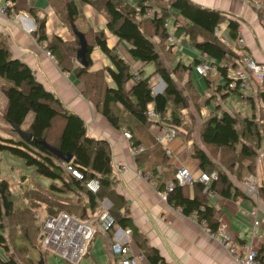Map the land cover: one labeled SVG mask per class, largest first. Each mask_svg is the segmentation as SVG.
Listing matches in <instances>:
<instances>
[{
    "label": "trees",
    "instance_id": "trees-1",
    "mask_svg": "<svg viewBox=\"0 0 264 264\" xmlns=\"http://www.w3.org/2000/svg\"><path fill=\"white\" fill-rule=\"evenodd\" d=\"M47 1L58 19H64L69 23L74 39H76L75 43H78L73 27L82 32L78 23L82 19L76 1ZM81 1L89 3L97 11L103 12L106 17L107 30L115 35L118 41H124L127 44V52L130 57L142 63H152L154 72L161 77L165 84L162 91L152 92L150 75H143L141 69L131 70L130 65L124 61L123 57L114 48L107 47L104 32L94 33L93 45L98 46L112 63V66H107L105 69L107 75L111 78L112 85L103 83L101 95L98 102L94 104L95 109L115 128H120L122 124L120 112L123 110L129 114L131 124H125L124 128L131 132L132 144L141 143L132 133L134 127L145 129L153 123L146 115V110L150 106L158 114L159 123L173 127L176 131L179 130L176 107H184L186 97L181 94L172 76L177 67L171 70L164 65L155 41L156 37L167 40L169 33L166 29L165 20L171 9L189 21L188 26H177L176 30L187 35L201 53H206L208 58L211 59V63L215 64L217 72L226 80L224 88L228 89L226 67L228 65L235 67L237 56L230 47L224 46L222 41L215 35L216 26L222 19L218 11L201 7L190 0H167L166 2L161 0V4L158 6H154L149 2L155 12H160V16H157L155 14H145V0H139L133 4L127 0ZM6 11L8 14H18L20 12L29 14L36 24L33 34L39 41L45 43V48L54 55L59 67L70 71V67L75 62L73 53L74 51L76 53L77 47L71 46V55H68L65 59L63 55V52L66 53L67 51L64 49L65 41L58 37H48L45 33V18L38 15L37 7L34 4L28 0H10ZM237 27V21L228 20L229 34L232 39L236 38ZM82 33L84 34V32ZM198 35L202 36L201 40H196ZM86 43L88 66L76 64L75 74L85 84V88H83L84 95H88L90 98L91 87L93 86L96 90L99 88L97 79L94 81V77H97L96 75L99 73L91 78L87 73L91 63L92 44L88 43L87 40ZM227 58L233 59L234 62L229 64ZM198 60H196V63ZM184 67H182V70L188 69V66ZM0 79L2 80L0 93L5 98V107L2 112L4 119L9 124L12 123L29 132L32 136L31 138H25L17 134L13 128L10 135L0 133V151H7L20 158L24 164L34 168L35 174L52 180L47 186L52 196H49V198L41 197L46 203L45 212L48 215H54L59 211L69 214L79 212L81 217L73 215L82 219L90 218L100 210L89 215L84 207H80L77 203L65 201L76 199V196L83 193L86 197L87 206L91 211L97 207L101 199L106 197L111 202L109 211L114 221L122 226H131L129 219L120 215L118 211L124 207V200L112 187L113 175L109 141L105 138L89 135L82 117L67 110L63 103L34 77L28 65L13 57L2 37H0ZM94 82H97L96 85ZM240 85L241 81L237 80L234 89L241 88ZM187 86L189 92L195 98L197 95L189 80ZM207 98L206 101L212 96ZM170 104H173L174 108L170 111V117L167 120L164 118V114ZM29 114L31 118L26 122V117ZM54 121H59L58 127L50 132ZM242 124L241 129H238L235 117L226 111L221 112L219 115L211 114L201 125L199 139L204 147L211 145L222 149H233L235 145L239 144V158L248 159L244 171H253V158L256 149L260 147L258 145L261 141L263 145L260 148L264 150V134L257 129L253 120L246 118ZM42 139L60 151L70 154L69 161L63 160L47 149L38 141ZM197 145L192 144V155L198 159L200 168L204 172H210L211 170L217 172L216 179L210 182L209 187L221 195H229L232 184L227 176L228 173L218 167L216 168L203 147ZM229 164L231 167L233 162L231 161ZM72 170H75L79 176H76ZM237 171L242 172L243 167ZM91 178L98 181L99 189L96 192L90 191L85 185ZM192 184L199 191L198 193L196 191L190 197L186 194L184 186ZM206 198H208L207 193L203 191V184L200 181H193L185 185L175 184L167 194L169 205L172 207L179 206L181 212L187 216L194 212L197 222L204 221L205 228L214 232L220 221L216 216L215 209L207 203ZM65 208L69 211L63 210ZM31 215V208L17 209L14 206L9 183L6 178L0 175V246L7 248L3 219L21 224L22 236L20 237L24 238L26 243L31 242L30 244L34 245L33 239L36 231L30 233L28 230L33 225L29 221ZM24 226H27L28 229ZM133 231L136 236H139L134 228ZM38 243L41 246L39 240ZM137 244L152 264L161 260L157 250L147 246L145 238H141L140 241H137ZM29 259L31 260V258ZM0 262L1 264H19L10 257L0 259Z\"/></svg>",
    "mask_w": 264,
    "mask_h": 264
},
{
    "label": "crops",
    "instance_id": "crops-1",
    "mask_svg": "<svg viewBox=\"0 0 264 264\" xmlns=\"http://www.w3.org/2000/svg\"><path fill=\"white\" fill-rule=\"evenodd\" d=\"M28 1L37 7L38 15L45 18V33L49 38H60V36L63 39L73 38L72 30L70 31L62 25V22L58 19L47 0ZM75 1L82 22L84 24L89 23L97 32L103 31L107 47L114 48L118 51L123 59L129 63L131 70L136 71L137 69H141L143 75L153 76L155 74L159 76L154 72V65L152 63L153 70L146 74L143 67L148 63H142L130 57L127 52V44L124 41H118L116 36L107 30L106 17L103 12H98L89 3L82 2L81 0ZM137 1L139 0H132V2ZM147 1L154 6L161 4V0ZM190 1L201 7L218 11L221 14L222 19L216 26L215 35L219 39H223L222 42H225L230 48H232L231 45H233L236 38L232 39L230 37L228 20L233 19L237 21L236 37L243 38L242 48L244 52L256 61L264 63V14L253 6V0ZM1 3L2 0H0ZM165 21L167 32L173 36L174 41L161 40L156 37L157 50L163 61L165 62L167 60L170 63L169 67L171 70L177 67L175 72L180 70L182 75L184 74L181 81L182 85L187 84L188 80L190 81L192 89L197 95L195 99L198 98L203 105L199 109L201 112V116H199L201 125L209 115H219L221 112L226 111L235 117L236 127L238 129H241L243 120L247 118L253 120L257 129L264 134V84H258L254 80H249L247 86L244 88L234 89V87H228L226 89L224 88L226 80L217 72L216 68L208 71L204 75L199 74L194 69V66L196 60L201 56V51L194 46L192 40L187 35L181 32L179 33L176 30L177 26H188L189 21L172 9ZM220 23L223 25L225 37L219 33L218 26ZM35 28L36 24L34 19L25 12L10 16L0 15V37L4 39L12 56L28 65L34 77L46 89L50 90L63 103L67 110L82 117L89 135L97 138H105L109 141L113 175L112 187L124 200V207L118 211L120 215L126 216L131 223V226H122L116 223L115 228H131L132 251L136 254L140 251L142 252L143 250L138 246L137 241L145 238L147 246L156 249L161 257V260L155 264H235L233 258L222 247L218 239L210 236L197 220L189 215H184L181 211L178 212L177 209L172 208L167 202L160 200L157 194L158 188L161 189L166 182L173 179L174 172L179 166L188 168L194 179L198 178L201 172H204L200 168L198 159L192 155V141L184 140L181 136L182 132L178 128V137L171 142V154L169 156L164 154L160 146L153 139V148L146 149L145 152L132 157L129 154V144L121 135L120 128L122 127H113L100 113L98 114L97 111L94 112L91 99L83 95L84 87H82V81L75 74V65L78 64L76 60V63L74 62L70 67V71L60 68L56 61L46 55L41 41L33 34ZM201 39L202 36L198 35L196 40ZM169 45L173 47L168 49ZM90 59L91 63L87 69L90 78L102 72L103 80L111 86V78L105 71L107 66H112L109 57L98 46H94L90 52ZM227 61L229 64L234 62L231 58H227ZM183 65L188 66V69L182 70ZM236 67L239 66L236 65ZM192 72L204 78L205 91L203 95L197 93L193 85L191 78ZM172 76L175 81H178L174 73ZM151 81L152 78H150V83H152ZM1 83L2 80L0 79ZM91 89H94V87L92 86ZM213 89L214 91L212 93L214 95L206 101L208 99L207 97H209L207 95L208 92H211ZM235 98L239 103L238 106L232 104V102L228 103L230 99ZM4 107L5 98L0 93V133L6 132L10 135L12 126L3 117L2 112ZM125 113L123 112L122 114L124 115ZM128 124H131V118ZM147 127L150 130L149 126ZM132 133L144 145H146L145 142H149L144 128L139 129L138 127H134ZM262 145L261 141L258 146L261 147ZM202 147L203 149L205 148L204 146ZM260 147L256 149V154L253 158V171L249 172L256 178L258 194L248 195L245 192V179L249 173H247L248 171L242 173L236 170L235 175L231 171L227 172V176L232 184L229 195L224 196L213 191V196L206 198V201L215 209L219 221L227 223L230 226L227 225L229 229L231 228L230 231L237 242L251 244L257 251L262 252L264 251V234L261 231L256 232L261 222L254 228L251 216L248 213L249 211H245L247 210L245 208L256 207L258 209V219L262 218V224L264 225V152H262ZM171 160L175 162L173 165H171ZM124 163L130 166H137L143 170H152L157 164H160V178L157 182L155 181L154 185L149 184L133 173L131 169L120 170L119 166ZM3 177L7 179L6 175ZM184 188L186 194L190 197L196 191L197 193L199 191L194 184L184 186ZM211 199L216 204L211 202ZM103 205L108 206L109 209L111 206L110 200L104 197L102 199V207H98L99 205H97L93 209V212L101 210ZM87 210H90V208ZM237 217L250 223L252 229L248 230L247 227L241 228ZM91 219V223L95 228L91 240L99 236L102 244L106 248L104 257L102 256L101 258L103 264H118L116 256H114L110 249V243L114 240L115 229L104 232L99 228L97 219L93 217ZM132 227L137 231L139 236L135 235ZM46 252L47 255L52 253L50 250ZM83 256L76 264L81 261ZM85 256L92 263L95 262L98 264L91 251V244ZM56 259H62L67 262L59 256H56ZM46 264H48L47 261ZM138 264L152 263L145 255L143 259L138 261Z\"/></svg>",
    "mask_w": 264,
    "mask_h": 264
},
{
    "label": "rangeland",
    "instance_id": "rangeland-1",
    "mask_svg": "<svg viewBox=\"0 0 264 264\" xmlns=\"http://www.w3.org/2000/svg\"><path fill=\"white\" fill-rule=\"evenodd\" d=\"M130 2L134 3V2H132V0H130ZM100 13H102V12H100ZM60 21L62 22V25L65 26V28H67V29H69L71 31L70 25H69V23L66 20L62 19ZM78 23H79V26H80V30L82 32H84V34H85V39L87 40L88 43L92 44V48H93L95 46V45H93V35L97 31H95L89 25V23L88 24H84L82 21H78ZM218 27H219V33L225 37L226 35L223 33V25H222V23H220ZM72 36H73V34H72ZM60 39L65 41V43H66L64 45V49H66L67 51H66V53H65V51L63 52V55L65 56V59H66L68 55H71V50H70L71 46L72 47L75 46V48H76L79 45H78V43H75L76 39H74V36H73L72 39H63L60 36ZM226 40H227V38H226ZM221 41H223V39ZM222 43H223L224 46H229L225 42H222ZM41 44L44 47V51H46L45 52L46 55L55 61L54 55H52L51 53H50L51 55H49L47 53L48 49L45 48V45H44L45 43L41 42ZM171 47H173V46L169 45L168 49H170ZM73 54L75 55V51H74ZM124 61L126 63H128L126 60H124ZM78 65H80V64H78ZM164 65L168 69H170V67H169L170 63L167 62V60H165ZM143 69H144L145 73L148 74L149 72H151L153 70V65L151 63H148V64L144 65ZM174 75H175V77L178 80V81H176V86L178 87V89L181 92V94L185 95V97H186L185 106L184 107H176V113H177L176 115L178 116V120H179V125L178 126H179V128H180V130L182 132L181 136H182V138L184 140H190V141H192V143H194L196 145L199 144L202 147L203 145L201 143H198V142H200L199 131H200V128H201V122L199 121V116H201V112L199 111V109L202 108L203 105H202V103H200L198 98H196V99L193 98L192 93L189 92V89H188V86H187L186 83L184 85L181 84V81L183 79V75L184 74L182 75V72L179 70V71L175 72ZM96 76L97 77H94V81H96L95 79H97V82H99V88L97 90L95 88L92 89L91 97H90L91 101H92V106H93L94 112L97 111L95 109L94 104L98 102V99H99V97L101 95V92H102L103 83L105 82L103 80V73L102 72H100ZM150 78H152V81H151L152 83H150L152 92L156 93V92H160V91H162L164 89L165 84H164V82H163V80L161 79L160 76H156L154 74L153 76L150 75ZM191 78H192V82H193V85H194L197 93H199L200 95H203L204 91H205V81H204L203 76L197 75L195 72H192ZM97 82H94V84L96 85ZM84 86H85V84H84V82H82V87H84ZM212 91H214V89L211 90V92H208L207 95L213 96L214 93H212ZM83 95H84V93H83ZM86 97H88V95H86ZM231 102H232V104H235L236 106L239 105V103L237 102L236 98L235 99H230L228 101V103H231ZM173 108H174L173 104H170L168 109H167V111L164 114V116H165L164 118H166L168 120V118L170 117V111ZM123 112H124L123 110L120 112L121 118H122V122H121L122 123L121 124L122 128H120L121 135H122V131L124 130V127L126 126L125 124L130 123V116L127 113H125L123 115L122 114ZM98 114H99V112H98ZM30 118H31V116L29 114L28 117H26V122H28ZM100 119H102V118H100ZM102 120L105 121L104 119H102ZM58 122L59 121H54L53 128H52V130L50 132H53L55 130V128L58 127V124H59ZM87 123H88V121H87ZM97 124H98V122H97ZM151 126H149L150 130H148V127L145 128V133L148 136L149 142L148 143L145 142L146 145L141 143L144 146V150L141 153L145 152L146 149H149L151 147L153 148V144H154L153 143V139H154V142L160 146V148L162 149L164 154L166 156H169L171 154V142L174 141L178 137V133L177 132H179V130L178 129H177L178 131L175 130L176 133H175L174 138L171 139L167 143V146L170 148V153H167L166 150L162 147V145L156 141V139L154 137L155 131H153V128ZM10 133H12L11 130H10ZM2 134L3 135H9L6 132H2ZM102 135H104V134H102ZM122 137H123V135H122ZM123 138L129 144V154L132 157L138 156V154L137 155H132L130 153L131 143L125 137H123ZM131 140H132V135H131ZM238 147L239 146L237 144V145L234 146L233 149H222V148H218L216 146L208 145V146H205L204 150L207 152L210 160L212 161L213 165H215L216 168L218 167L219 169H221V170H223L225 172L231 171V172H233V175H235L236 170H238L241 167H243L242 173H245L244 172V167H245V164L248 161V159H245L243 157L239 158V155L237 153ZM231 161L233 162V164L230 167L229 163ZM170 162H171V165H173L175 163L173 160H171ZM122 165H126V168L122 169ZM119 168L122 171L131 169L132 172L135 173L138 177H140L141 179H143L144 181H146V182H148L149 184H152V185H154L155 181L157 182V180H159V178H160V175H159L160 174V168H161L160 164H157L155 166V168H153L152 170H148V169L147 170L146 169L143 170V169H141V168H139L137 166H130L129 164H126V163L121 164L119 166ZM135 169L141 170V174H138L137 172H135ZM211 171H215V170H211ZM249 172H252V171H248L247 173H249ZM147 174H150V178L148 176L144 177V175H147ZM174 174H175V172H174ZM249 174H247V176ZM0 175L1 176H5V175L7 176V179H8L7 181L9 183V190H10L11 196L13 198L14 206L17 209H23V208H26V207L31 208L32 215H31L29 221L33 225H31L30 229H28L27 226H24V227H26V229H28L30 233L32 231H36L35 238L33 239L34 245L30 244L31 242L26 243L24 238L20 237V236H22V230H21V226H20L21 224L16 223L14 221L10 222L9 220L3 219V224H4V228H5L4 229V234L7 237V248L5 249L2 246H0V259H7V258L10 257V258L15 259L19 264H38V262L40 260L39 258L41 256V260L43 262L42 264H46V261H47L48 264H76L79 260L76 263H70L67 260H66L67 262H65L62 259H58L57 260L56 259L57 255L53 251H51L50 249L42 247V245L40 246L39 243H38V240L39 241L42 240V239H40L41 238L40 237V227H41L42 221L48 215V213L45 212L46 203L41 199V197L49 198V196H52L50 194V192L48 191V189H47V186H48L49 182H51L52 180L47 178V177L35 174L34 173V168L32 166L24 164L20 158L8 153L7 151H0ZM174 180H175V178H174V175H173V179L170 180V181H174ZM194 181H200L199 177L196 178ZM200 182H202V181H200ZM167 183L168 182H166L161 189H163ZM202 184H203V182H202ZM178 185H180V184H178ZM161 189L158 188V191H157V194L160 197L159 199L164 201V202H167V198L164 200L160 196ZM255 194H258V189H257V193H255ZM248 195H253V194H248ZM56 198H58V197H56ZM58 199H60V198H58ZM65 201H67L69 203H74V204L77 203V205H79L80 207H82V208L84 207V210L89 215H91L93 213V211H94L93 209H92L91 212H90V210H87L89 208L87 206L86 197L83 195V193H81L80 196H76V199L73 198V199H68V200H65ZM210 201L213 202L214 204H216V202L214 200L211 199ZM101 204H102V199L98 203V205H99L98 207H100ZM177 207H179V206L172 207V208H177ZM252 207L251 208H245V209H247L245 211H249L250 212V210L255 209L256 212H257L258 209L256 207L255 208H252ZM103 208H108V206H104L103 205ZM63 210L69 211L67 208H65ZM73 214L81 217L79 212L78 213H73ZM80 219H82V218H80ZM258 221H259V224L261 222V225L258 227L256 232L258 233L259 231H261L264 234V232H263L264 231V225L262 224V218H259ZM238 222H239L241 228L247 227L248 230L252 229V225L250 223H247V221H245L244 219H239L238 218ZM227 225L228 224L226 223V226ZM126 228L131 229L130 227H126ZM202 228L206 230V228H204L203 226H202ZM91 239H92V237H91ZM91 239L88 241L87 246H86V250H85V252L83 254L84 256H83V258L81 259V261L78 264H96L95 262L92 263L90 261V259L87 256H85V254L88 251V247H90V244H91V251L94 254L98 264H103L101 258H102V256L104 257V253L106 252V248L102 244V241H101L99 236H96V238L94 240H91ZM112 243L113 242L110 243V249H112L111 248ZM37 245H39V246L37 247ZM130 246H131V241H130ZM43 249H45V250H43ZM48 250H50L52 253H49L47 255L46 251H48ZM258 252H260V251H258ZM134 254H136V253H134ZM137 254L142 256L141 259H143L145 257V254L143 253V251L142 252L140 251ZM46 256H47V259H46ZM29 258H31V260ZM0 264H1V262H0Z\"/></svg>",
    "mask_w": 264,
    "mask_h": 264
},
{
    "label": "built area",
    "instance_id": "built-area-1",
    "mask_svg": "<svg viewBox=\"0 0 264 264\" xmlns=\"http://www.w3.org/2000/svg\"><path fill=\"white\" fill-rule=\"evenodd\" d=\"M130 1V0H128ZM166 2L167 0H163ZM146 4L145 14L160 16V12L154 10L147 0L144 1ZM10 4V0H2L0 4V15L10 16L6 11L7 6ZM253 6L262 11L264 14V0H253ZM167 40L173 42L174 38L168 35ZM243 38L236 37L235 42L231 45V49L236 53V65L239 67H233L228 65L226 67V75L228 77V86L234 87L237 80L241 81V88L247 86L249 80H254L258 84H264V63L256 61L253 57L248 55L243 50ZM49 55L50 52H47ZM208 58L206 53L202 52L198 62L195 64L194 69L201 75L206 74L208 71L215 68V65ZM146 115L153 121L151 124L153 131H155L154 137L158 143L170 153V148L167 143L174 138L175 129L173 127L163 125L159 123L158 114L155 112L153 107H148ZM123 137L129 140L131 143L130 153L137 155L144 150V146L139 144H132L131 132L124 128L122 131ZM264 152V150H262ZM69 168V167H68ZM126 168V165H122V169ZM159 171V170H158ZM72 172L79 176V174L72 170ZM135 172L141 174V170L135 169ZM149 177L150 174L144 175ZM217 177L216 171L201 172L199 180L203 182V191L207 193L208 197L213 196L214 192L209 187L210 182ZM174 181L168 182L163 189H161L160 196L164 200L167 198V194L173 189L174 185L190 184L195 179L184 166H179L174 174ZM86 187L96 192L99 189L98 181L95 178H91L86 182ZM245 192L247 194L257 193L258 185L256 178L253 174H249L245 179ZM181 211L179 207L175 208ZM252 218L253 227L256 228L259 225V219L255 209L248 212ZM189 216L197 220L196 214L193 212ZM96 218L98 221L99 228L104 232H109L115 229L114 240L112 241L111 250L116 256L118 264H138L141 259V255L134 254L130 246L131 241V229L116 227L113 216L109 212L108 208H102L97 214L87 219H80L73 214L59 211L54 215H47L40 227V239H42L41 245L44 248L50 249L57 256L64 258L70 263H76L84 254L88 241L91 239L95 232V228L91 223V218ZM91 219V220H90ZM205 228L206 224L204 221L199 223ZM208 234L218 239L222 247L228 252L233 258L235 264H264V251L258 252L256 248L251 244L237 242L229 227L226 223L220 222L217 229L211 232L206 229ZM254 233V232H253Z\"/></svg>",
    "mask_w": 264,
    "mask_h": 264
},
{
    "label": "water",
    "instance_id": "water-1",
    "mask_svg": "<svg viewBox=\"0 0 264 264\" xmlns=\"http://www.w3.org/2000/svg\"><path fill=\"white\" fill-rule=\"evenodd\" d=\"M73 32L76 34L77 38H78V43L79 46L76 48V53H75V60L78 64H80L81 66H88V61L86 59V39L85 36L82 32H80L79 30L76 29V27H73ZM12 128L14 129V131L25 137V138H31V134L29 132L24 131L22 128L10 123ZM41 144H43L47 149H49L51 152H53L55 155L59 156L60 158H62L65 161H69V159L71 158V155L66 153V152H62L60 151L58 148L49 145L48 143L45 142V140H38ZM39 262L38 264H42V260H41V256L39 258Z\"/></svg>",
    "mask_w": 264,
    "mask_h": 264
},
{
    "label": "bare ground",
    "instance_id": "bare-ground-1",
    "mask_svg": "<svg viewBox=\"0 0 264 264\" xmlns=\"http://www.w3.org/2000/svg\"><path fill=\"white\" fill-rule=\"evenodd\" d=\"M46 52V51H45Z\"/></svg>",
    "mask_w": 264,
    "mask_h": 264
}]
</instances>
